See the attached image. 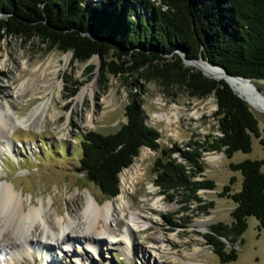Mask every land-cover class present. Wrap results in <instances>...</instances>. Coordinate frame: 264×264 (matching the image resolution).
Masks as SVG:
<instances>
[{
  "label": "trees",
  "instance_id": "trees-1",
  "mask_svg": "<svg viewBox=\"0 0 264 264\" xmlns=\"http://www.w3.org/2000/svg\"><path fill=\"white\" fill-rule=\"evenodd\" d=\"M7 36L37 38L69 51L72 60L97 55L103 82L105 74L121 78L127 96L124 122L109 133L88 130L79 140L78 169L105 198L120 193L119 172L147 147L159 149L151 165L158 192L183 206L194 201L195 210L205 214L213 201H204L197 191L212 190L215 184L202 174V152L222 151L229 158L235 151L250 150V135L260 136L249 104L223 79L185 66L176 51L182 49L189 59L200 56L252 82L264 79V0H0V40ZM93 68L85 66L86 71ZM145 79L164 86L181 83L188 96L212 94L219 134L160 147L159 133L147 125L137 92L139 80ZM227 166L241 176L237 190H231L235 177L230 175L217 191L234 203L230 221L211 223L203 233L220 264L236 259L234 245L242 241L247 216L264 230V161L243 159Z\"/></svg>",
  "mask_w": 264,
  "mask_h": 264
},
{
  "label": "rangeland",
  "instance_id": "rangeland-1",
  "mask_svg": "<svg viewBox=\"0 0 264 264\" xmlns=\"http://www.w3.org/2000/svg\"><path fill=\"white\" fill-rule=\"evenodd\" d=\"M98 63L97 55L87 61L72 60L69 51L56 50L37 38L24 40L7 36L0 40L2 107L8 102L11 109L23 117L40 101L49 98L40 122L5 134L13 143L15 158L8 150H2L6 143L1 142L0 179L11 182L26 205L39 206L43 199L50 215L70 216L73 209L85 204L88 193L99 203L113 198H105L78 169L81 136L88 130L113 132L124 122L126 89L118 75L105 74L106 82H103L98 73ZM87 64H93L94 68L86 71ZM139 82L137 92L142 101L141 108L146 123L159 133L157 141L160 147L169 146L172 142L182 146L188 139L219 134L213 116L216 106L212 94L188 96L184 85L174 81L166 86L159 84L157 79ZM253 83L264 94V79ZM39 90L44 91L40 96ZM249 106L257 119L260 136L250 135L248 152L235 151L229 158L222 151L202 152V174L215 184L212 190L197 191L204 201H213L212 208L205 214L195 210L194 201L183 206L176 199L170 201L158 192L152 183L151 165L159 149L151 151L141 147L126 167L136 175L135 180L131 179L132 174L126 172V168L118 174L119 192L123 193L124 200L112 212L118 219L109 220L117 238H121L129 210L138 212L149 221L145 228L131 232L132 247L137 256L134 252L132 255L126 253L122 238V241L103 245L99 255L87 242L69 241L70 245L57 243L49 250L32 244L30 255L23 254L0 264H77V258H82L83 264H147V260L149 264H220L206 245L203 233L211 223L230 221L229 211L234 203L229 198L218 196L217 191L227 183L230 175L235 177L231 190H237L241 176L239 172L229 170L227 163L243 159L264 161V110L259 112ZM173 112L168 122L155 116ZM154 203L166 206L157 210ZM58 208L60 212L56 213ZM201 218L206 219L204 229L193 225ZM241 238V243L234 245L236 259L223 264H264V230L257 228V220L253 216L246 217V228ZM142 251L145 257L141 256ZM184 251L193 253L187 257Z\"/></svg>",
  "mask_w": 264,
  "mask_h": 264
},
{
  "label": "bare ground",
  "instance_id": "bare-ground-1",
  "mask_svg": "<svg viewBox=\"0 0 264 264\" xmlns=\"http://www.w3.org/2000/svg\"><path fill=\"white\" fill-rule=\"evenodd\" d=\"M186 64L190 65L189 63ZM191 65L198 67L209 76L225 78L233 90H236L237 94L255 110L259 112L264 110V100L255 93L251 85L246 81L233 77L227 78L220 69L202 60H198ZM22 90H24L23 87ZM43 92V90H39V96ZM82 93L83 90L79 94L82 95ZM48 104L49 98L42 100L27 116L20 117L11 109L8 102H6L4 108L0 103V143L3 141L6 143L2 146V150H8L15 158V155H13V143L9 141L10 139H7L5 134H11L17 128L27 129L29 124L36 125L44 117ZM174 113H160L155 116L168 122L169 115H174ZM125 171L131 173V179L135 180L136 175L130 172V167L126 168ZM122 200H124V197L121 192L112 199H104L102 203L97 202L88 193L83 206H77L68 217H58L57 215L49 214L48 207L44 205L46 202L43 199L39 206L24 204L21 193L13 188L12 183L9 181L4 182L0 179V263L11 261L23 254L30 255L29 249L32 244H35L40 249L49 250L50 247H53V244L57 243L70 245L69 241L87 242L93 245L94 253L99 255L103 245L116 243L121 238L125 240L126 246L124 248L126 253L132 255L134 252V255L137 256L132 247L133 238L131 232L133 229L141 230V228H145L149 221L138 214V212L129 210L123 233L120 235L121 238L115 237L114 229L111 226L112 223L110 224L109 220L115 221L118 219L112 212L119 207H116V205L120 204ZM154 204L157 210H162L166 206L161 203ZM56 210V213L60 212L59 208ZM205 223L206 219L201 218L195 220L193 225L204 229ZM159 240L161 241V239ZM143 253L144 251L141 252V256L145 257ZM192 253L184 251L187 257L191 256ZM77 264H83L82 258H77ZM147 264H149L148 260Z\"/></svg>",
  "mask_w": 264,
  "mask_h": 264
},
{
  "label": "water",
  "instance_id": "water-1",
  "mask_svg": "<svg viewBox=\"0 0 264 264\" xmlns=\"http://www.w3.org/2000/svg\"><path fill=\"white\" fill-rule=\"evenodd\" d=\"M176 52H177L178 55L181 57V60H182V62H183L185 65H187L186 63H189V64H190L189 66H192V67L198 69V70H199V71H200L205 77L212 78V79H215V80L223 79V80L229 85V87L233 90V88L231 87L230 83H229L225 78H216V77H213V76H209V75L205 74L204 72H202L198 67H196V66H194V65H191V64L197 62L198 60H202V61L207 62V63L210 64L211 66H214V67L220 69V70L222 71L223 75H224L225 77H227V78H231V77H233V78H238V79L244 80V81H246L247 83H249V84L251 85V87L253 88V90L255 91V93H256L261 99L264 100V94H263V93L257 88V86H256V85H255V84H254L249 78H247V77H242V76H239V75H231V74L227 73V72L225 71V69H224L222 66L217 65V64H213V63H211V62H209V61H207V60H205V59H202L200 56H198L197 58H193V59L186 58V57L184 56V52H183L182 49H178ZM233 91H234V90H233ZM236 94H237V93H236ZM237 95L239 96V94H237ZM239 97H240V96H239ZM240 98H242V97H240ZM242 99H243V98H242ZM243 100H244V99H243ZM244 101H245V100H244ZM220 239L223 240L225 243H227V240H225V239H223V238H221V237H220Z\"/></svg>",
  "mask_w": 264,
  "mask_h": 264
},
{
  "label": "built area",
  "instance_id": "built-area-1",
  "mask_svg": "<svg viewBox=\"0 0 264 264\" xmlns=\"http://www.w3.org/2000/svg\"><path fill=\"white\" fill-rule=\"evenodd\" d=\"M94 1V0H93ZM87 3H89L87 0H86ZM148 125V124H147ZM149 126V125H148Z\"/></svg>",
  "mask_w": 264,
  "mask_h": 264
}]
</instances>
